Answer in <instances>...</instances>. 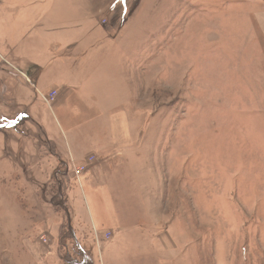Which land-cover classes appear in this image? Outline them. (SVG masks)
Returning a JSON list of instances; mask_svg holds the SVG:
<instances>
[{"label": "rangeland", "instance_id": "rangeland-1", "mask_svg": "<svg viewBox=\"0 0 264 264\" xmlns=\"http://www.w3.org/2000/svg\"><path fill=\"white\" fill-rule=\"evenodd\" d=\"M111 1L81 3L97 17ZM138 3L143 42L129 50L140 63L136 79L127 71L126 106L130 123H145L144 178L138 183L163 192V213L170 220L177 214V235L187 236L191 264H264V0ZM113 17L119 25L117 12ZM18 129L37 147L32 166L47 164L49 176L33 177L32 192L13 187L0 193V218H51L57 234L42 230L35 239L56 253L55 264H63L75 249L67 225L79 218L76 205L84 204L81 177L75 168L51 163L48 154L55 148L51 142L46 150L37 128ZM16 248L0 236V264L20 258L24 264Z\"/></svg>", "mask_w": 264, "mask_h": 264}, {"label": "crops", "instance_id": "crops-1", "mask_svg": "<svg viewBox=\"0 0 264 264\" xmlns=\"http://www.w3.org/2000/svg\"><path fill=\"white\" fill-rule=\"evenodd\" d=\"M83 1L0 0V193L13 187L32 192L33 177L49 176L47 164L32 166L37 147L18 129L32 133L34 126L46 150L51 142L55 148L51 163L88 168L78 183L84 198L76 205L79 218L67 225L75 249L63 264H191L187 236L177 235V214L170 220L163 213V192L138 183L145 123H130L126 106L127 71L136 79L140 63L130 54L143 42V5L114 0L96 17ZM116 12L121 28L112 23ZM55 90L60 93L50 105L46 96ZM9 177L16 181L7 183ZM50 219L8 214L0 218V236L16 242L24 264H55L56 253L35 239L42 230L57 234Z\"/></svg>", "mask_w": 264, "mask_h": 264}, {"label": "built area", "instance_id": "built-area-1", "mask_svg": "<svg viewBox=\"0 0 264 264\" xmlns=\"http://www.w3.org/2000/svg\"><path fill=\"white\" fill-rule=\"evenodd\" d=\"M57 95V91L55 90V91H53L51 94H50V96H49V99H47V103H50V102H53L54 100H55V96ZM85 169V167H81V168H75V172H76V174H78V175H80L82 172H83V170ZM82 171V172H81ZM110 236L109 235H107V238H109ZM42 241H43V243L44 242H46V238L45 237H43L42 239H41Z\"/></svg>", "mask_w": 264, "mask_h": 264}]
</instances>
